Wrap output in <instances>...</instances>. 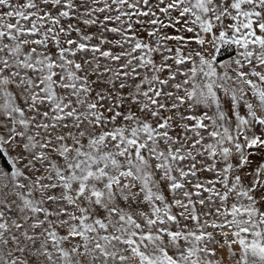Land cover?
<instances>
[{"label": "snow or ice", "instance_id": "6c2138e0", "mask_svg": "<svg viewBox=\"0 0 264 264\" xmlns=\"http://www.w3.org/2000/svg\"><path fill=\"white\" fill-rule=\"evenodd\" d=\"M0 264H264V0H0Z\"/></svg>", "mask_w": 264, "mask_h": 264}]
</instances>
